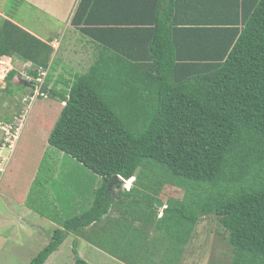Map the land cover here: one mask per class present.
<instances>
[{
    "label": "trees",
    "instance_id": "obj_1",
    "mask_svg": "<svg viewBox=\"0 0 264 264\" xmlns=\"http://www.w3.org/2000/svg\"><path fill=\"white\" fill-rule=\"evenodd\" d=\"M151 1L139 0L154 19L113 26L99 25L92 0L75 9L71 23L101 52L67 89L48 87L49 73L39 96L64 102L48 143L101 184L88 209L57 221L29 264H44L69 235L72 264H91L80 237L129 264L163 243L170 253L150 264H173L204 216L225 229L230 264H264V0ZM51 53L0 19V59L30 61L36 77L52 69ZM15 75L6 74L8 93ZM119 177H134L133 186L114 195ZM158 203L166 206L153 218ZM111 209L122 219L105 221Z\"/></svg>",
    "mask_w": 264,
    "mask_h": 264
},
{
    "label": "rangeland",
    "instance_id": "obj_2",
    "mask_svg": "<svg viewBox=\"0 0 264 264\" xmlns=\"http://www.w3.org/2000/svg\"><path fill=\"white\" fill-rule=\"evenodd\" d=\"M48 4L49 3H44L46 6ZM59 4L64 5V2L60 1ZM44 13L45 11H43L42 8L25 4L24 0H0L1 19L7 17L14 18L27 25L33 31L42 33V35L46 34L47 30L61 26L60 21L52 19ZM67 38L68 36L65 37V40ZM97 54L99 55V53ZM54 61L57 62L59 60L55 59ZM61 61L64 62L65 66L67 65L66 60ZM0 63H3V66L8 63V60L2 59ZM25 64L27 66L28 62ZM15 67L18 68L16 64ZM33 67L38 68L35 66ZM26 69L27 68L23 69L22 73L20 69H18L20 77L27 75L35 77L30 74V72H27ZM74 69L76 73H82L86 71L87 67L80 68L82 70H78L79 67ZM4 81H0V126L1 124H7L9 122H15L17 125H19V123L21 124L19 125L20 129L18 131V136L14 140L13 149L10 150V148L6 146L2 150V154L9 158L7 164L11 163L14 158H22L23 160H20L22 164H25L26 161L24 160H28L27 158H38L36 161L38 171L32 183V190L34 189V192L38 194L36 198L39 200L31 197L28 201L29 204L33 205L39 212L50 215L53 219L67 217L68 210L72 208L77 199L84 201L86 203L84 207H88L90 201L89 196H91L89 190H93L97 187L96 183L99 176L78 162L74 172L64 174L63 172L68 170L70 166L65 163V158L73 157L50 145L47 140L63 107L60 97L50 92H46L45 96H39L36 93L34 94L33 89H30V92H33V94H31L22 86L17 85L12 86V95L6 96L3 87ZM62 88L65 89V86L62 85ZM4 137V131L0 127V141L4 140ZM11 165L6 166L8 170L6 175L0 173L3 182L1 187L8 179V175L10 174L9 170L13 168ZM54 165H56L58 169L55 170V177L45 180V177H48L46 168L50 169ZM85 172L88 173V176H85ZM40 180H42L41 183L43 184L45 181H50L52 183V191L50 194L46 190L42 193L41 184L38 185ZM132 186V180L128 179L125 182L120 181V185L113 188L114 195L118 189L127 190ZM21 189L23 190L22 187ZM96 189L92 192V196L95 195ZM20 190H14L12 194L10 193L11 195L14 194V198L10 196L11 200H1L0 207L3 206V204L13 208L19 207L16 198L21 196L19 194L21 192ZM168 194H171V190L169 189ZM165 206V204L158 203V213L154 215L153 218L161 215ZM88 208H84V210ZM11 213L13 216L10 217V224L6 225V227L0 225V264H29L30 259L48 243L56 227L51 228L42 217L33 218V216H31V221L35 223L37 227L33 229L24 226L22 220L18 217L20 216V210ZM111 215L116 217L118 216V212L111 209ZM1 218L2 216L0 215V219ZM41 224L45 225L43 226L44 228H42L44 231L40 229V232L37 229L42 227ZM58 226L60 225L58 224ZM9 233L11 234V238L9 237ZM226 235L225 229L219 224L215 216L201 217L195 225L190 241L184 247L183 251L180 252V255H178L180 259H175L173 264H230L233 253L231 246L226 240ZM73 240V235L66 237L58 248V253H53L51 255L52 257H48L49 259L45 261L44 264H72L74 261V254L72 251ZM78 244L79 249H81L83 253L85 252L84 258L87 261L91 264H100L99 255H91V253L101 251L82 240H79ZM100 255L104 256L105 253H100ZM174 256L175 255H171V257ZM122 262L125 263L124 261Z\"/></svg>",
    "mask_w": 264,
    "mask_h": 264
},
{
    "label": "crops",
    "instance_id": "obj_3",
    "mask_svg": "<svg viewBox=\"0 0 264 264\" xmlns=\"http://www.w3.org/2000/svg\"><path fill=\"white\" fill-rule=\"evenodd\" d=\"M24 1H25V4H29L32 7L34 6V7L42 8V10L45 11L44 13L45 15L49 16L52 19L60 21V24H61L60 27L47 30V33L42 35V33H38L30 29L27 25H25L21 21H18L11 17H7L8 19L12 20L14 23L19 25L21 28H23L24 30L28 31L29 33L33 34L34 36L38 37L39 39L43 40L44 42H47L48 44L52 46V53L50 55V58L52 59V62H53L52 69L50 71L49 69L48 70L44 69L42 70V72L37 71L36 77H30L28 75L24 77L23 76L20 77L18 69H20V72L22 73L23 69L27 67L29 69L30 67L34 68L32 63L28 61V65L26 66L25 63L27 61L24 62V60H21L15 56H2L0 59L1 60L0 62H2V59H6L8 60V63L4 64L3 66H2L3 63H0V75H2L0 76V78H2L0 79V81L2 82L5 80L6 74L9 70L16 69V75L12 81V84L17 85V86H22L25 90H27L28 93L30 92V89H33L34 90L33 92L35 94L38 91V89H40L41 83H43L46 80V77L50 73V78L48 76V78L50 79V83L48 87H51L53 83L57 82L56 85L55 84L54 85L56 86L57 89H61L62 85L66 86V83L70 82V80L76 74L74 68L79 67L78 70H82L80 68H83V67L88 68L94 62V58L97 55V53L101 52V49L98 48L94 42L90 41L88 37L85 36V33L79 29L80 26H83V25L75 26L71 23V18L80 0H24ZM60 1L64 2V5H60L59 4ZM92 1L94 4L91 7V9L96 5V9L93 11V13H94V17L101 20L99 22L100 26H105V24H110L108 26H113V25H116L115 23L118 24V23H121L122 21H127V20L144 21L145 19H148V20L150 18L154 19V15L153 17L150 16L149 10L150 12L152 11L156 13V11H154L152 8L151 10L150 8H147L144 6L141 7L140 5L142 4V2H139V0H92ZM152 1H151L152 3L156 2V0H152ZM44 3H49V4L46 6L44 5ZM110 3L113 4L114 6L108 5ZM128 3H130V6H129L130 9L128 8ZM133 15L134 17H131ZM82 17L84 18L85 16L83 15ZM103 20H109V21L103 22ZM146 23L141 22V24L144 26L152 27L154 25L152 22H148L149 24H146ZM66 36H68V38L65 40ZM55 59H58L59 61L55 62L54 61ZM61 60L63 61L66 60L67 65L65 66L64 62H62ZM15 64L18 66V68L15 67ZM26 71L29 72L27 69ZM37 78H40L41 81L38 82ZM5 85H6V81H4V86H3L4 93H6V96L12 95V93H8L6 91ZM65 88L67 89V86ZM61 103L63 106L64 102L61 101ZM27 159L28 160H24L26 161L25 164L20 163V160H23L22 158L20 159L14 158L11 163L7 164V166L12 164L11 166H13V168L9 170L10 174L8 175V179L2 187H1V185L3 184L1 180L2 176H0V201L4 199L11 200L10 196L14 198L13 196L14 194L11 195L12 192L14 190H20L21 187L23 188V190L21 189L20 190L21 192L19 193L21 196H19L18 194L19 198H16V202L19 207H16V208H13L11 206L8 207L6 206V204L2 203L3 206L0 207V215L2 216V218L0 219V225H2L3 227H6V225L10 224V217L13 216L11 212H18L20 210V216L18 217L22 220V223L24 224V226H28L33 229L34 227L37 228L35 226L36 224L33 223L30 219V217L33 216V218H37V217L44 218L43 220H45L47 222V225H49L51 228L59 227L57 221L63 217H60L58 219H53L50 215L43 214L39 212L38 210H36L33 207V205H30L28 202L31 197H33V199L38 197V194L34 192V189L32 190V187H33L32 183H33V180L35 179L34 178L35 174L38 171V167L36 166V161L38 158H27ZM77 162L78 161L75 160L74 158H65V163L70 166H69V169L64 171L63 173L69 174L70 172H74L76 170V165H78ZM55 170H58L56 165L52 166L50 169L46 168L48 177H45V180H48L51 177L54 178L55 177L54 174H56ZM7 171L8 170L6 167L2 173L6 175ZM85 176H88L87 172H85ZM119 178L121 182L126 181V179H123L121 177ZM129 180L133 181L134 178L133 177L129 178ZM41 182L42 180H40V183L38 185L41 184L40 187H42V193L44 190H46L50 194L52 191V187H51L52 183L50 181H45L44 184ZM96 184H97V187L101 184L100 176L98 177V181ZM97 187H95L93 190H89V194L91 196H89L90 201L88 203V207H90L93 201L94 196H92V192ZM36 200H39V199L36 198ZM84 204H86L84 201L82 200L80 201V199H77L74 205L72 206V208L68 210V216L69 215L72 216L74 214L81 212L82 210H84V208H88V207H84ZM120 217L121 215L119 212H118V216L113 217L111 215V211H109L106 217H104L105 218L104 220L107 221V220L122 219ZM41 225L42 227L39 226L40 228L37 229L38 231L44 228L43 226L45 224H41ZM42 230L44 231V229ZM9 237L11 238L10 233H9ZM80 240L85 241L81 237H80ZM164 240L165 238H162V241L165 243ZM89 245L101 251V252H94V253L90 252L91 255H99L100 264H115V263L129 264V263H126L125 261H124L125 263H123L122 259L117 258L116 256L108 253L107 251L99 249L98 247L92 245L91 243ZM151 250L153 251L154 254H151V253L144 254L142 253V251H141L142 254H140L137 251L136 255H134L132 258H129L128 256L127 259L128 260L130 259V261H132L133 264H150V263L163 262V260L167 257L165 256L166 252L170 253V251L165 247V244L163 243H160V246L157 249L152 248ZM57 251L58 249L53 253L56 254L58 253ZM78 252L82 257H84L85 252L83 253L81 249H78ZM103 252L105 253V255L101 256L100 253L103 254ZM177 258L180 259V256L176 257V259Z\"/></svg>",
    "mask_w": 264,
    "mask_h": 264
},
{
    "label": "built area",
    "instance_id": "obj_4",
    "mask_svg": "<svg viewBox=\"0 0 264 264\" xmlns=\"http://www.w3.org/2000/svg\"><path fill=\"white\" fill-rule=\"evenodd\" d=\"M37 81L40 82V78H37ZM37 95H42L43 92H41L40 89L36 92ZM32 98V97H31ZM21 123H19L20 125ZM17 125L15 122H9L7 124H1V129L4 131V140L0 143V173H2L8 163L9 158L2 154V150L4 147L8 146L10 150L13 149L14 146V140L18 136V131L20 129V126Z\"/></svg>",
    "mask_w": 264,
    "mask_h": 264
},
{
    "label": "clouds",
    "instance_id": "obj_5",
    "mask_svg": "<svg viewBox=\"0 0 264 264\" xmlns=\"http://www.w3.org/2000/svg\"><path fill=\"white\" fill-rule=\"evenodd\" d=\"M40 71V70H39ZM42 72V71H41Z\"/></svg>",
    "mask_w": 264,
    "mask_h": 264
}]
</instances>
